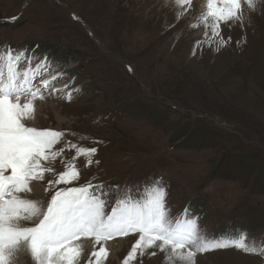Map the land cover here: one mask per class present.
Wrapping results in <instances>:
<instances>
[{
  "label": "rangeland",
  "instance_id": "1",
  "mask_svg": "<svg viewBox=\"0 0 264 264\" xmlns=\"http://www.w3.org/2000/svg\"><path fill=\"white\" fill-rule=\"evenodd\" d=\"M209 2L0 0L3 81L12 51L17 82L27 73L37 92L20 97L33 105L21 122L63 134L43 178L15 195L46 210L56 190L91 183L110 215L163 188L170 224L196 222L198 244L178 249L138 247L133 231L81 234L73 264H264V0H240L230 19ZM211 2L227 15V0ZM73 170L77 180L49 185ZM211 237L230 246L199 251ZM12 264L37 261L22 245Z\"/></svg>",
  "mask_w": 264,
  "mask_h": 264
},
{
  "label": "snow or ice",
  "instance_id": "2",
  "mask_svg": "<svg viewBox=\"0 0 264 264\" xmlns=\"http://www.w3.org/2000/svg\"><path fill=\"white\" fill-rule=\"evenodd\" d=\"M227 4V15L223 14V10L217 15L210 0L212 15L218 19H230L233 9L237 12L240 10V0H227ZM248 4L252 7V0H248ZM7 55V83L3 81L0 72V264H12V257L20 251L22 245L30 249L37 264H56L57 259H66L67 264H73L78 253L70 246V242L81 234H92L97 240H101L114 233L127 234L133 231L141 233L138 247L145 242L152 246L157 241L161 242L159 247L171 245L173 249L183 248L185 245L196 246L198 234L195 221H189L187 226L177 224L173 227L166 219L163 188L143 203L120 200L116 207L111 208L110 215L105 213L108 201L103 197L107 193L102 186L91 183L56 190L46 210H38L31 201L15 195L30 191V180L43 178L41 161L49 158L51 149L63 134L51 130L38 131L25 127L21 122L33 110V105H22L20 97L35 96L37 92L28 86L27 73L23 84L17 82L11 64L14 53L9 51ZM47 84L45 81V87ZM95 151V148L79 149L80 153L89 156ZM5 172L9 174L5 175ZM78 178L75 170L64 172L57 180L49 181V185L70 184ZM97 188H100L99 194L95 191ZM22 212L31 214V223L35 226L18 223ZM23 219L28 220L29 217L25 216ZM229 246V242L211 237L198 250L203 252ZM234 246L245 247L243 244ZM187 255L191 260L195 252L189 251Z\"/></svg>",
  "mask_w": 264,
  "mask_h": 264
}]
</instances>
